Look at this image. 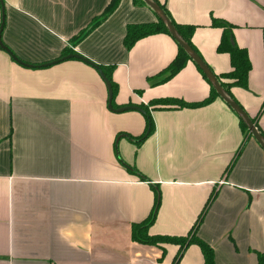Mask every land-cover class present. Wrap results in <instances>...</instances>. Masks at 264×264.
Masks as SVG:
<instances>
[{
    "label": "crops",
    "instance_id": "obj_1",
    "mask_svg": "<svg viewBox=\"0 0 264 264\" xmlns=\"http://www.w3.org/2000/svg\"><path fill=\"white\" fill-rule=\"evenodd\" d=\"M110 1L0 0V264H172L177 245L163 253L131 237L157 197L150 234L186 235L208 202L196 235L214 263L254 264V251L264 252V150L219 96L198 107L152 105L200 102L210 85L191 60L163 79L177 52L165 33L124 47L127 24L156 21L147 6L119 0L76 40ZM158 2L195 27L191 42L217 75L230 60L216 50L222 29L211 18L231 24L250 70L246 87L230 91L264 137V0ZM73 53L113 66L112 107L147 106L152 130L142 108H108L90 64L38 66ZM175 264H204L200 248L188 245Z\"/></svg>",
    "mask_w": 264,
    "mask_h": 264
},
{
    "label": "trees",
    "instance_id": "obj_2",
    "mask_svg": "<svg viewBox=\"0 0 264 264\" xmlns=\"http://www.w3.org/2000/svg\"><path fill=\"white\" fill-rule=\"evenodd\" d=\"M153 1L156 2L164 10L165 14L171 20L172 24L175 26L180 36L198 54V50L195 48V46L191 42V36H192V33L195 27L189 24L182 25V24H178L174 22L169 12L167 11L166 7L164 6V4L159 3L158 0H153ZM118 2L119 0H111L108 6L105 8V10L99 16L95 17L90 23V25L85 30L81 31L76 36V40L82 37L83 35H85L90 29H92L98 23H100L103 19H105L116 8V6L118 5ZM133 2L134 4L146 6V4L142 0H133ZM211 25L220 27L222 29L220 39L216 46V50L218 52L227 53L229 55V60H230V69L227 72L219 74V75L217 74H214V75L216 76V78L218 79L219 83L221 84L223 89L226 91L228 96L232 98L235 102H237L236 99L233 97L230 89L231 87H234V86L245 88L247 85V77H248V72L250 70V62L248 59L247 52L244 48L237 46L236 43L234 42L233 37H232L233 27L231 26V24L223 20H220V19L211 18ZM155 33H165L171 37L166 27L164 26L163 22L161 21L159 17H157V15H156L155 22L127 24L125 36L123 38V45L126 48H130L138 39L145 37L147 35L155 34ZM174 42L177 45V52L175 56L173 57V59L169 62V64L162 70V72H160L161 74L163 73L166 74V77L163 78L164 80L169 79L170 77L175 75L185 65V63L188 60H190L188 55L184 52V50L180 47V45L175 40ZM262 43H263V55H264V30H263ZM97 67L98 69L102 70V72L105 74V76L110 81L112 92L114 93L116 91L117 86L111 79V72H112L113 66L98 65ZM196 68L200 72L202 77L206 79L205 75L200 71V69L197 66ZM206 81L209 83L207 79ZM209 85H210L209 96L200 102L184 103L176 99H157L154 102H152V105L175 104L178 107L179 106L198 107V106L206 105L209 102H211L214 98L218 97V94L215 92V90L213 89L210 83ZM139 107L142 108L141 111L143 112L144 117H145V129L146 131L150 132L153 128V122L151 120L148 108L147 106H142V105H140ZM238 119H239V125L242 129V132H244V135L251 136V134L249 133L243 121L239 117ZM251 120L256 126L255 118L253 117L251 118ZM244 143H245V140L240 145L239 149L236 152V157L232 159V162L230 165L234 163ZM207 203L208 202H206L198 218L196 219V221L194 222L191 229L188 231L186 235L176 236V235H168V234H150L148 232V228L155 218L156 209L158 207V197H157L150 215L146 217L143 221L133 223L131 225V237L133 240L139 243H142V244L159 246L163 253H164V248H163L164 244L177 245L178 250L176 252V255L174 257L172 264H175L177 262V260L180 258L181 254L183 253L184 249L190 244H195L200 248L204 264H215L213 248L207 242H205L203 239H201L200 237L196 235V230L198 226L200 225L204 217V214L206 213ZM254 255H255L254 264H264V252L254 251Z\"/></svg>",
    "mask_w": 264,
    "mask_h": 264
},
{
    "label": "water",
    "instance_id": "obj_3",
    "mask_svg": "<svg viewBox=\"0 0 264 264\" xmlns=\"http://www.w3.org/2000/svg\"><path fill=\"white\" fill-rule=\"evenodd\" d=\"M146 6H148L156 15L161 19L164 26L166 27L168 33L171 35V37L180 45V47L184 50V52L188 55L189 59L200 69V71L205 75L206 79L209 81L215 92L218 94V96L236 113V115L243 121V123L246 125L249 133L251 136L255 139V141L259 144V146L264 150V137L259 132V130L256 128L255 124L251 120L250 116L242 109V107L235 102L232 98L228 96L226 91L223 89L221 84L219 83L218 79L212 72V70L207 66V64L202 60V58L197 54V52L180 36L175 26L172 24L171 20L168 18V16L165 14L164 10L153 0H142ZM0 47L5 49V47L0 42ZM68 58H77L82 61H84L87 64H90L91 66L95 67L101 78L103 79L106 88H107V106L110 110H113L115 112H121L129 109H136L141 110L136 105H124L118 108H113L111 104L112 100V88L111 83L108 80V78L105 76V74L102 72V70L98 69L97 65H95L90 60L84 58L83 56L73 53V54H67L64 55L56 60H52L51 62L44 63L42 65L38 66H45L49 65L51 63H55L61 60H65ZM14 60H16L19 63L24 64L23 62L17 60L13 57ZM26 66L30 67H38L36 65L32 64H24Z\"/></svg>",
    "mask_w": 264,
    "mask_h": 264
}]
</instances>
